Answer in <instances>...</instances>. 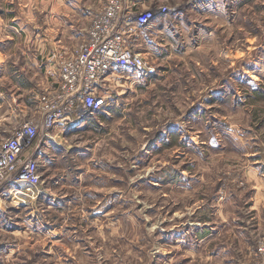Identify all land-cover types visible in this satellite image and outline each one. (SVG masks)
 I'll use <instances>...</instances> for the list:
<instances>
[{
    "label": "rangeland",
    "instance_id": "obj_1",
    "mask_svg": "<svg viewBox=\"0 0 264 264\" xmlns=\"http://www.w3.org/2000/svg\"><path fill=\"white\" fill-rule=\"evenodd\" d=\"M105 2L0 0V144L37 126V179L0 184V264H264V0H128L144 66L48 126V58Z\"/></svg>",
    "mask_w": 264,
    "mask_h": 264
},
{
    "label": "built area",
    "instance_id": "obj_2",
    "mask_svg": "<svg viewBox=\"0 0 264 264\" xmlns=\"http://www.w3.org/2000/svg\"><path fill=\"white\" fill-rule=\"evenodd\" d=\"M133 13L128 0H106L77 50L51 53L46 72L52 79V88L41 96L43 107L49 112L48 126L80 105L89 106L93 111L101 108L105 99L90 89L98 88L107 79L110 68L144 66L142 55L131 50L125 40V34L129 32L125 26L131 23ZM151 16L152 13H144L134 22L138 25L146 23ZM61 108L64 113L59 111ZM36 134L37 126L28 122L1 142L0 184L15 173H20L25 181L37 179V165L30 157Z\"/></svg>",
    "mask_w": 264,
    "mask_h": 264
},
{
    "label": "clouds",
    "instance_id": "obj_3",
    "mask_svg": "<svg viewBox=\"0 0 264 264\" xmlns=\"http://www.w3.org/2000/svg\"><path fill=\"white\" fill-rule=\"evenodd\" d=\"M89 103H91V101Z\"/></svg>",
    "mask_w": 264,
    "mask_h": 264
},
{
    "label": "trees",
    "instance_id": "obj_4",
    "mask_svg": "<svg viewBox=\"0 0 264 264\" xmlns=\"http://www.w3.org/2000/svg\"><path fill=\"white\" fill-rule=\"evenodd\" d=\"M97 111V110H96Z\"/></svg>",
    "mask_w": 264,
    "mask_h": 264
}]
</instances>
